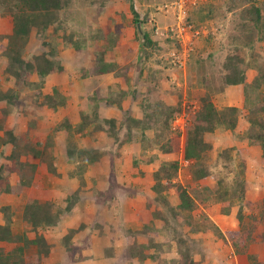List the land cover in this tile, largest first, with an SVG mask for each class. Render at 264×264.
Segmentation results:
<instances>
[{
	"label": "rangeland",
	"instance_id": "rangeland-1",
	"mask_svg": "<svg viewBox=\"0 0 264 264\" xmlns=\"http://www.w3.org/2000/svg\"><path fill=\"white\" fill-rule=\"evenodd\" d=\"M75 1L76 3L71 8L74 16H66L62 13L63 19L66 20L65 28H67L68 33L76 31V33L80 32L89 38L86 43L81 44L79 52L72 47L60 44L56 59L60 60L65 68L64 75L57 74V72L43 83V88L48 91L52 87H61L60 90H57L63 93L66 105L60 107L58 112L43 116L41 115L43 112L34 110L32 106H29L26 94L21 92L20 96L23 98H20L18 106L13 109L11 116L7 119L10 128L16 126L17 134H27L29 138L37 139L43 143L47 141L49 135L57 137L59 141H56L57 145L55 146L58 151L57 154L54 153V159L61 177L48 175L47 167L41 160L31 159L39 165L37 170L41 177L39 187L27 189L26 196H17V198H8L3 195L4 193L0 194V208L6 205L18 206L17 211L14 207V233L27 235L30 239L36 237L31 225L24 219V206L29 198L39 200L42 203L50 201L55 205L56 210L62 209L64 211L68 205V197L80 189L77 194L76 208L65 214L56 227L41 231L46 236L48 244L52 246L49 259L44 264H83L87 260L91 261L92 257L98 256L99 252L96 249L95 254L94 248L101 247L103 244L101 239H107V237L102 238L97 231L91 232V229L95 226L93 221L102 217L114 221V225L118 227V230H114L116 232L111 234L116 239L117 246H125L129 234L134 233L140 237L141 242L148 243V247L153 244L147 250L149 256L145 260L146 263L181 264L183 259V264H186L188 258L194 260L196 264H228V262H232V259L235 262L234 257L237 259V255L232 236L236 237L235 239L240 236V234L239 236L234 235L241 231L237 218L239 204L233 208L229 216L221 214V207L210 201L198 204L192 213L173 211L179 203L178 194L174 189L167 193L168 205H162L161 201L157 200L158 198L156 199L151 191L150 186L155 184L154 173L157 171L158 165H141L138 169L135 168L136 158L148 159L152 155H159L163 161H178L179 174L174 183L184 187L192 196L195 195V192L208 188L211 198L217 189V181L208 179L195 182L192 178L191 165L189 167L181 165V159L184 155L185 130L180 128L175 130L181 132L182 148L180 152L173 155H163L149 144L155 137L154 131H143L142 128L133 124L132 130H127L128 127L122 129L121 124L126 116L135 119L139 117L140 120L144 118L138 104L143 95L144 100L149 103L146 106L148 110L156 106L159 99H163L164 103L172 106L181 102L185 111L180 117V125H184L183 128L187 126L191 121V115L200 107V98L208 91L202 80L201 71L206 73L208 79L213 80L211 87L215 89L223 76L222 71L224 72L223 66L226 57L230 53H234L236 45H244L245 36L243 35L248 34L249 30L246 31L245 26L241 25L244 20L240 18L238 12L245 9L246 4H240L239 0H233L235 3L232 0ZM263 1L260 0L261 3ZM180 2L185 4L186 15L180 14L183 11L179 10ZM231 3H234L235 7ZM238 4L240 5L239 8L236 6ZM133 5L140 14L141 20L146 22L142 24V31L150 33L158 45L156 50H148L150 53L152 52L150 58L141 56L143 49L137 39L138 32L133 23ZM231 6L233 7L229 10ZM180 20L184 22L185 26L183 27L186 30L179 29ZM248 23L250 28H253L254 22L249 21L247 25ZM99 30L105 36L97 38ZM180 30H182L181 36ZM11 33V24L6 21L0 23V87L3 89L16 87V80L7 79L4 75L7 60L3 56V48L7 43L5 38ZM109 34L112 35L109 36ZM117 34L120 41L113 43L111 39ZM116 44L122 47V54L116 51L118 49ZM45 50L42 40L33 37L26 47L25 54L30 59ZM253 53L264 57V42L255 43L254 52L251 53L245 49V53L242 55H244L245 60L249 61ZM173 55L176 57L177 55L183 56V67L173 63ZM97 57L102 59L99 63L92 65V60ZM102 60L109 63L116 62L118 66L116 71L110 72L111 74L107 77L98 76L90 81L78 80V75L82 69L96 73L98 69L96 65L100 66L103 63ZM133 62L136 63L135 66ZM141 70H143L142 74L145 77L150 76L148 79L150 82L141 80L143 79L139 74ZM255 75L256 72L249 69V81ZM68 77L70 78L68 79ZM151 77H156L157 80ZM38 79L37 76H32V81L36 82ZM153 86H156L157 89L147 93ZM243 92L241 87H228L225 92L214 95V104L218 108H244ZM60 97L61 94L59 93ZM137 99L139 102L136 101ZM93 109L96 112L100 109L99 118L95 117ZM86 115L90 117L93 131L100 133L101 131L106 132L105 129L110 128L105 122L106 119L114 115L119 116L121 119L115 118L117 124L113 134L116 133L122 138L130 134L131 137L139 140V146L130 148L132 151L136 150L134 157H131L127 150V153L124 152L125 157L118 162L110 157V155L115 154L113 149H118V144L114 143L113 140H111L113 145L112 142H104V149L108 152L105 157H102V160H108L105 165L108 169L112 167L111 173L104 174L92 171L89 166L82 171L86 185L80 187V178L71 176L79 169V162L76 158L69 157L67 153L66 135L59 134L57 136L55 129L63 126L67 118L71 120L73 126H76L82 122ZM40 116L43 117L42 124L40 123ZM248 125L244 121L241 125V131L247 129ZM0 135H2L1 132ZM103 135V137H108L106 133ZM79 137L84 136L77 135L74 137V144L81 147ZM208 140L214 145V154L210 161L212 171L215 174L220 173L225 177L226 182L231 181L239 171V161H246L244 179L249 189L246 199L259 204V206L263 204L264 162L261 157V148L239 142L227 127L217 128ZM232 147L246 149V152L240 155L237 153L233 162H230L229 168H226L225 165L227 164L218 159V154L224 148ZM97 149L99 148L97 147ZM8 150L10 151V147L6 148L7 153ZM2 151L4 149L0 147V165H4L3 175L8 183L14 184L18 180L17 167L10 164L2 156ZM131 159H135L133 163ZM217 159L219 162H216ZM117 163L119 164L116 166ZM193 163L192 165H194ZM132 172H134L133 175ZM99 182L102 184L98 186ZM129 183L131 187L127 189ZM109 185H112V191ZM82 189H85L83 195ZM90 193L92 195L97 194V198H91ZM79 194L82 196L80 197ZM29 195L31 197H28ZM151 201L153 203L149 206ZM150 213L154 216L153 220ZM157 213L163 215L166 220L165 224L161 217H156ZM251 213L260 215L259 212H252L248 207H245L244 215L250 216ZM76 214H78L77 221L75 219ZM83 221L87 226L74 240V247L70 252L63 243V239L71 229H78ZM245 221L246 227L249 229V219ZM258 221L252 236L253 241L248 243L247 253L262 261L264 259V245L261 241V235L264 233V218L259 219L258 216ZM5 222L6 215L0 211V224H5ZM213 224L221 234L216 232ZM147 227L149 228L148 231H146ZM181 251L184 252L183 258L180 257ZM25 253L27 261L36 259V248L32 247ZM141 263L143 264L144 261Z\"/></svg>",
	"mask_w": 264,
	"mask_h": 264
},
{
	"label": "trees",
	"instance_id": "trees-1",
	"mask_svg": "<svg viewBox=\"0 0 264 264\" xmlns=\"http://www.w3.org/2000/svg\"><path fill=\"white\" fill-rule=\"evenodd\" d=\"M239 2L240 4H246V8L238 12L240 18L244 20L241 25L245 26L246 31L249 30L248 34L243 35L245 36L244 45H236L234 53H230L226 57L223 66L224 72L222 71L223 76L218 81L215 89L211 87L213 80L208 79L206 73L201 71L202 80L208 91L200 98V107L191 115L190 123L185 126L183 149L185 158L194 162V165H191L192 178L195 182L208 179L216 180L217 189L214 191L212 197H209L210 191L208 188L197 191L192 196L184 187L174 183L179 174L180 166L178 161H163L159 158V155H152L148 159L142 158L140 160L136 158L135 168L138 169L141 165H158V169L154 173L155 184L151 186V191L156 196V199L158 198L157 200L161 201L162 205H168L167 193L171 189H174L178 194L179 203L173 211L192 213L198 204L210 201L221 207V214L229 216L233 208L239 204L237 218L241 231L236 232L234 235L239 236L240 234V236L238 239L232 236L238 264H264V259L259 261L256 257L247 253L248 243L253 241L252 236L259 223L258 216L259 219L264 218V201L259 206V204L257 205L246 199L249 192L247 182L244 179L246 161H239V171L231 181L227 182L225 177L220 173L215 174L212 171L210 163L214 154V145L208 138L219 127H227L237 137L239 142H244L248 146L260 147L262 150L261 157L264 162V57L253 53L252 58L247 61L244 55H242L245 53V49H248L251 53L254 52L255 43L264 42V1L261 3L260 0H239ZM75 3V0H0V23L6 21L12 25V33L5 38L7 39V43L3 48V56L7 60L4 75H6L7 79L16 80V87L14 88L3 89L0 87V132L2 133L0 135V147L4 149L2 156L10 164H14L18 170V180L15 184H11L7 182V179L3 175L4 165H0V194L5 193L18 197L26 196L27 189L39 187L38 185L41 181V177L37 172L39 165L31 159L41 160L47 167L46 172L48 175L61 177L54 159L57 137L49 135L47 141L43 143L37 139L29 138L27 134H17L16 126L10 128L7 119L11 116L13 109L18 106L20 98H23L20 96L21 92L26 94L28 104L34 110L42 112L45 109H51L57 111L60 107L66 105L63 93L54 90L52 94H45L42 89L43 83L49 77L57 72L64 74L65 68L62 66L61 61L56 59L59 45L63 44L66 47H72L79 52L81 44L86 43V40L89 38L80 32L76 33V31L68 33L67 28H65L66 20L63 19L62 13L66 16H74L71 8ZM234 3L231 4L235 7ZM236 6L237 8L240 7L239 4ZM132 14L134 17L133 23L138 32L137 39L143 49L141 56L144 55L145 58H150L152 52L150 53L148 50L154 51L158 48V45L150 36V33L142 31V24L146 22L141 20V16L134 5L132 6ZM249 21L254 22L253 28H250L249 23L247 25ZM97 36L99 38V36L103 37L105 34L99 30ZM33 37L41 39L43 48H46V50L28 59L25 50ZM234 38H237V36H234ZM111 40L113 43H119L120 38L117 34ZM116 45L118 47L116 51L122 54V47L119 44ZM101 59V57H97L95 60H92L91 64L95 65ZM102 62L100 66L96 65L98 68L96 73L82 69L78 78L82 80L97 74H107L116 71L118 67L116 62L109 63L105 62V60H102ZM134 62L135 66L136 63ZM249 69L256 72L255 77L251 81H249L248 76ZM85 72L87 73L85 74ZM142 73L143 70L139 73L143 77L141 80L148 82L150 76L145 77ZM32 76H37L39 78L38 81H32ZM152 79L157 80L156 77ZM228 87H241L244 90V108H218L214 104V95L225 92ZM155 89L157 87L153 86L147 93L153 92ZM59 93L61 94L60 98ZM136 101L139 102L138 99ZM157 101L156 106L148 110L146 106L149 103L144 100V96L142 95L138 104L144 114V118L140 120L126 116L122 121L121 128L128 127L127 130H132L133 125H135L138 128H142L143 131L152 130L155 132V137L149 144L153 148L158 149L163 155L179 153L182 148L181 132L174 131L173 125L184 113L183 105L181 102L173 106L168 105L164 103L163 99ZM93 113L95 117L99 118L98 111L96 112L93 109ZM244 121L249 125L247 129L241 131V125ZM105 122L110 126V128L105 129L106 135L114 143L118 144V149H113V151L117 152V155H121L120 150L125 145L139 143V140L131 137L130 134L123 138L116 133L113 134V131H116V119H106ZM90 125V117L86 115L83 117L82 122L76 126H73L71 120L67 118L63 126L55 129L57 136L59 134L66 135L68 142L67 153L69 157H74L79 162V169L72 173L71 176L80 178V187L86 185V181L82 177V171L89 166H98L102 157L106 155L99 152V149L81 148L74 144V137L82 135ZM7 147H10L8 153L6 152ZM245 152L246 149H239L237 147L224 148L218 154V159L224 161L227 164L225 165L226 168H229L230 162L234 160V156L237 153L240 155ZM218 159L216 162H219ZM79 190L71 197H68V205L64 211L62 209L56 210L55 205L50 201L42 203L36 199H28L24 206V219L31 225L33 232H35L36 237L34 239L28 238L27 235L14 233V207L6 205L0 208V211L6 215L5 224H0V264L46 263L49 259L52 246L48 244L46 236L41 231L56 227L65 214L75 209L76 202H78L77 194ZM81 193L83 195L85 189H82ZM82 195L79 194L80 197ZM152 203L151 201L149 206ZM245 207H248L252 212H259L260 215L257 216L251 213L250 216H245ZM156 217H161L164 220V224L166 223L161 213H157ZM246 219H249V229H247V225L245 224ZM98 220L100 223H98ZM206 220L208 221V218ZM93 224L95 226L91 229V232L97 231L98 235L102 238L107 237L109 245L106 251L109 256H114L113 251L117 242L111 234L115 233L118 227L106 217H102L101 219L96 218ZM86 226L85 223H82L78 229H71L65 235L63 243L68 251L71 252L73 250L74 240ZM212 226L216 232L221 234L214 224ZM148 230L149 228L147 227L146 231ZM261 241L264 245V233L261 235ZM147 244L143 241L141 242L140 237L135 235V233L129 234L125 244L129 258H138L140 262L146 260L149 256L147 250L153 246L151 244L148 247ZM32 247L36 248V259L27 261L25 252ZM183 254L184 252L181 251V258H183ZM182 260L181 264H183ZM186 264H196V262L188 258Z\"/></svg>",
	"mask_w": 264,
	"mask_h": 264
},
{
	"label": "crops",
	"instance_id": "crops-1",
	"mask_svg": "<svg viewBox=\"0 0 264 264\" xmlns=\"http://www.w3.org/2000/svg\"><path fill=\"white\" fill-rule=\"evenodd\" d=\"M57 74H59V73H57ZM109 74H111V73H107V74H102V75H94V76H90L89 78H87V79H84V80H88V81H90L91 79H93V78H95V77H107V75H109ZM61 75V74H60ZM62 75H64V74H62ZM54 76V75H53ZM68 76V75H67ZM70 77H68V79H69ZM78 80H81V79H78ZM57 89H61V87H52L51 88V90H47V89H42L43 91H44V93L45 94H52L53 92H54V90H57ZM58 111H60V110H57V111H54V110H51V109H45L44 111H42L43 113L41 114V115H43V116H45L46 114L47 115H50L51 113H54V112H58ZM44 112H46V113H44ZM99 116H100V109H99ZM41 117V119H40V123L42 124V122H43V117L42 116H40ZM56 118V117H55ZM54 118V119H55ZM105 118H107V117H105ZM109 118V117H108ZM115 118H119V119H121L119 116H117V115H114V116H112V117H110L109 119H115ZM138 119H139V117H137ZM53 119V118H52ZM53 119V120H54ZM55 123H57V122H55ZM100 132H95V131H93V129H92V126L90 125L86 130H85V132L81 135V136H84V137H79V141H81V147L82 148H87V149H97V147L99 148V151H101L102 153H105V154H107V152L108 151H106L105 149H104V147H105V144H104V142H106V141H109V142H112V145H113V141H111L112 139H110V138H108V137H103L104 135H103V133H105L104 131H101V133L99 134ZM56 141L57 142H59L58 141V138L56 139ZM98 144V145H97ZM56 145H57V143H56ZM134 146H139V144L138 143H133V144H129V145H125L122 149H121V155H117V153L115 152V154L114 155H110V157H112V158H114L115 159V161H118V162H120L121 160H122V158H124L125 157V155H124V152H126L127 153V150H128V152H129V154L131 155V157H134V153L136 152V150H133L132 151V149H130V148H133ZM57 148L55 149V153L57 154ZM55 154V155H56ZM106 155H104L103 157H105ZM132 160V163H133V161L135 160V159H131ZM107 159H104V160H102L101 162H100V164H98V166H90L91 168L90 169H92V171H98V172H100V173H108V174H110L111 173V165H110V169H108L107 167H106V163H107ZM119 163H117L116 164V166L118 165ZM132 167V166H131ZM115 168V167H114ZM133 170H134V168H132ZM113 170V169H112ZM129 170H131V169H129ZM133 173L134 172H132V175H133ZM131 174V173H130ZM107 180H108V176H107ZM17 182V181H16ZM15 182V183H16ZM14 183V184H15ZM12 184V183H11ZM100 184H102V183H98V186L100 185ZM130 184V183H129ZM96 186V185H95ZM112 186V185H111ZM110 185H109V187H111ZM125 186H127V185H125ZM92 187H93V185H92ZM109 187H108V189H109ZM131 187V184L129 185V186H127V189H129ZM151 187V186H150ZM91 188V187H90ZM89 188V189H90ZM112 187H111V191H112ZM91 190V189H90ZM111 194H112V192H110ZM89 194V193H88ZM4 196H6V197H8V198H17V196H15V195H7V194H3ZM90 195H91V198H97V194L95 195H92V193H90ZM100 195V194H99ZM28 197H31L30 195L28 196ZM88 197V196H87ZM7 198V199H8ZM119 206H121V204H119V203H117ZM13 207H15V209H16V211H17V207L18 206H13ZM76 208V207H75ZM109 211H113L112 209H108ZM148 212V211H147ZM150 212V211H149ZM114 213H115V211H114ZM150 216L152 217V220L154 219V216L153 215H151V213H150ZM113 217H114V219L116 218L115 217V215L113 214ZM75 219H76V221L78 220V214H76L75 215ZM75 221V222H76ZM110 222H112V223H114V221H112V220H109ZM83 223H85V221H83ZM86 224V223H85ZM120 238V237H119ZM102 241H103V244H102V246L101 247H95L94 249H95V254H96V249L98 250V252H99V254H98V256H94V257H92V260H91V258H89V260H91V261H86V262H84L83 264H142L141 262H140V260L138 259V258H132V259H130L129 257H128V253H127V251L128 250H126L127 248H126V246H115V249H114V256H109L108 255V253H107V246L109 245V240L108 239H101ZM90 256V255H89ZM253 256V255H252ZM232 258H233V256H232ZM234 259H235V262H233V259H232V262L230 261V262H228V264H238L237 263V259H236V257H234ZM130 261V262H129ZM144 263L145 264H152V263H146V261L144 260ZM143 263V264H144Z\"/></svg>",
	"mask_w": 264,
	"mask_h": 264
},
{
	"label": "built area",
	"instance_id": "built-area-1",
	"mask_svg": "<svg viewBox=\"0 0 264 264\" xmlns=\"http://www.w3.org/2000/svg\"><path fill=\"white\" fill-rule=\"evenodd\" d=\"M178 6H179V10H180V11L183 10L182 12H180V14H185V15H186V14H187V11H186L185 4H183V2H180ZM183 26H185V25H184V22L180 20V23H179V29L186 30V28L183 27ZM182 27H183V28H182ZM181 32H182V30H180V33H179L180 36L182 35ZM173 59H174V60H173V63H174V64L177 63L180 67H183V64H184V63H182V61H183V56L180 57V56L177 55V57H176V55H173ZM180 122H181V119H178V120L175 122L174 127H173L174 130H178L179 128H180L181 130H184V128H183L184 125H180ZM192 163H193V161L187 160V159L185 158L184 155L182 156V159H181V165H182L183 167H189Z\"/></svg>",
	"mask_w": 264,
	"mask_h": 264
},
{
	"label": "clouds",
	"instance_id": "clouds-1",
	"mask_svg": "<svg viewBox=\"0 0 264 264\" xmlns=\"http://www.w3.org/2000/svg\"><path fill=\"white\" fill-rule=\"evenodd\" d=\"M178 119H181V118H178ZM178 119H177V120H178ZM177 120H176V121H177ZM176 121H175V122H176ZM174 124H175V123H174ZM173 127H174V125H173ZM173 130H174V129H173ZM184 130H185V127H184ZM174 131H175V130H174ZM191 165H192V164H191Z\"/></svg>",
	"mask_w": 264,
	"mask_h": 264
}]
</instances>
